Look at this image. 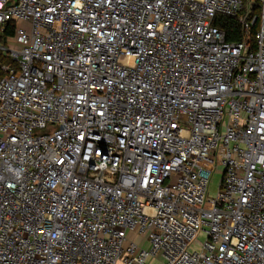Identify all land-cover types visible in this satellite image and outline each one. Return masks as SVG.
<instances>
[{"label":"built area","instance_id":"built-area-1","mask_svg":"<svg viewBox=\"0 0 264 264\" xmlns=\"http://www.w3.org/2000/svg\"><path fill=\"white\" fill-rule=\"evenodd\" d=\"M258 1L0 0V264H264Z\"/></svg>","mask_w":264,"mask_h":264},{"label":"trees","instance_id":"trees-1","mask_svg":"<svg viewBox=\"0 0 264 264\" xmlns=\"http://www.w3.org/2000/svg\"><path fill=\"white\" fill-rule=\"evenodd\" d=\"M216 25L224 31L226 35V40L228 42H240L244 38V31L242 30L240 24L238 23L237 18H228V17H219L216 20ZM258 23H256L254 26H252L251 34H250V42L251 44L254 43V34L258 29ZM14 34V25L7 24L5 26V33L4 36L1 38V40L5 41L4 39L7 36H13ZM8 57H6L4 54L0 53V66L2 64H6ZM3 73L0 70V78L2 77Z\"/></svg>","mask_w":264,"mask_h":264},{"label":"rangeland","instance_id":"rangeland-1","mask_svg":"<svg viewBox=\"0 0 264 264\" xmlns=\"http://www.w3.org/2000/svg\"><path fill=\"white\" fill-rule=\"evenodd\" d=\"M251 4H255V7L252 8V13L253 14H258L260 15L261 11H260V3L258 0H250ZM7 62L6 64H11V59L8 57L7 58ZM221 173L218 174H214L211 176L210 180H209V184H208V188H207V193L209 197H215L218 189H219V183L221 180ZM201 241H204V239H201ZM152 264H160L157 260L153 261Z\"/></svg>","mask_w":264,"mask_h":264}]
</instances>
